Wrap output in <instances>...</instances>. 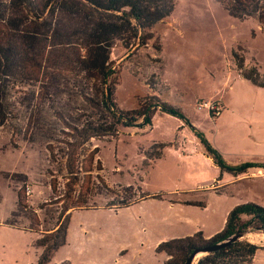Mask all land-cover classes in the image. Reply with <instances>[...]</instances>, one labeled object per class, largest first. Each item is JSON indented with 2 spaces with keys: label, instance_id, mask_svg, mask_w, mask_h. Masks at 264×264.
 Wrapping results in <instances>:
<instances>
[{
  "label": "rangeland",
  "instance_id": "374dc122",
  "mask_svg": "<svg viewBox=\"0 0 264 264\" xmlns=\"http://www.w3.org/2000/svg\"><path fill=\"white\" fill-rule=\"evenodd\" d=\"M229 13L217 0H175L168 17L143 31L145 44H113L115 103L125 116L147 108L148 120L89 142L77 183L66 186L60 160L44 144L0 131V264H36L35 241L70 204L68 195L97 207L71 212L66 240L48 264H162L159 243L211 234L236 205L264 207V85L235 64L240 56L264 73V27ZM12 177L23 182L16 187ZM17 190L26 209L13 217ZM127 197L131 205L105 207ZM247 233L264 247L260 228ZM254 264H264V254Z\"/></svg>",
  "mask_w": 264,
  "mask_h": 264
},
{
  "label": "trees",
  "instance_id": "16d2710c",
  "mask_svg": "<svg viewBox=\"0 0 264 264\" xmlns=\"http://www.w3.org/2000/svg\"><path fill=\"white\" fill-rule=\"evenodd\" d=\"M174 1L0 0V131L8 128L10 135L22 141L44 144L53 162L60 160L66 186L77 183L83 171L80 158L89 142L117 137L119 127L136 123L138 117H143V122L148 120L147 108L125 116L115 103L113 44L121 42L126 49L137 40L145 44L143 31L168 17L174 10ZM217 2L232 17L254 18L264 27V0ZM244 63L238 56L235 64L240 73L256 85H264V73L258 66ZM96 178L97 184L107 189L102 179ZM10 179L16 187L23 182L22 178ZM51 188L53 193L57 191ZM132 189L128 186L126 190ZM16 193L13 217L20 215L18 209H26L23 196L19 190ZM65 197L70 204L62 207L55 224L35 241L40 248L36 264H48L64 244L73 210L97 207L84 197ZM57 199L52 204L58 203ZM132 203L127 197L111 200L105 207L119 209ZM242 212L257 217L240 221ZM13 217L9 223L16 225ZM27 220L31 224L34 219ZM257 227L264 232V207L243 203L229 211L225 226L212 236L197 231L159 243L156 250L166 255L162 264H185L195 249L217 244L234 232L244 235ZM258 250L264 251V247L238 239L199 257L194 264H252Z\"/></svg>",
  "mask_w": 264,
  "mask_h": 264
},
{
  "label": "water",
  "instance_id": "95a60500",
  "mask_svg": "<svg viewBox=\"0 0 264 264\" xmlns=\"http://www.w3.org/2000/svg\"><path fill=\"white\" fill-rule=\"evenodd\" d=\"M242 236H244V235L239 233V232H234V233L230 234L228 237H226L224 240L218 242L217 244H213L211 246L208 245V246H205L203 248L195 249L194 251H192L190 253L187 260H185V264H194V262L198 259L197 256H199L200 254H202V256H203L209 252L211 253L213 251H216L217 249H219L225 245L231 244L235 240L242 239Z\"/></svg>",
  "mask_w": 264,
  "mask_h": 264
},
{
  "label": "crops",
  "instance_id": "0c3cea01",
  "mask_svg": "<svg viewBox=\"0 0 264 264\" xmlns=\"http://www.w3.org/2000/svg\"><path fill=\"white\" fill-rule=\"evenodd\" d=\"M228 211H229V210H228ZM228 211H226V212L228 213ZM224 221L226 222V216L223 218V224L221 225V227L218 228V229H216V230H214L211 234H210V233L207 234L206 236H212L213 234H215L216 232H218L219 230H221V229L225 226ZM245 236L249 239V236H250V235H248V233H247V235L242 236V239H243V240H246V239H247V238H244ZM247 241H252V240H247ZM258 252H259L260 254H264V251H259V250L256 251L255 256H254V261H255V258H256V255H257ZM254 261H252V264H254Z\"/></svg>",
  "mask_w": 264,
  "mask_h": 264
},
{
  "label": "built area",
  "instance_id": "2783aa9c",
  "mask_svg": "<svg viewBox=\"0 0 264 264\" xmlns=\"http://www.w3.org/2000/svg\"><path fill=\"white\" fill-rule=\"evenodd\" d=\"M206 106H207V103L206 102L201 103V104H199V109H202V108H204Z\"/></svg>",
  "mask_w": 264,
  "mask_h": 264
}]
</instances>
